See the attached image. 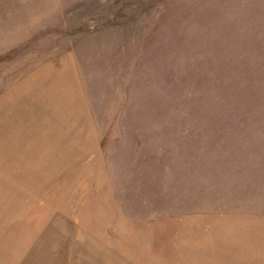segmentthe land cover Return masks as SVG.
<instances>
[{
    "label": "rangeland",
    "instance_id": "obj_1",
    "mask_svg": "<svg viewBox=\"0 0 264 264\" xmlns=\"http://www.w3.org/2000/svg\"><path fill=\"white\" fill-rule=\"evenodd\" d=\"M66 64L64 133L93 144L22 164L40 194L0 264H107L137 237L167 264H264V0H0V98Z\"/></svg>",
    "mask_w": 264,
    "mask_h": 264
},
{
    "label": "crops",
    "instance_id": "obj_2",
    "mask_svg": "<svg viewBox=\"0 0 264 264\" xmlns=\"http://www.w3.org/2000/svg\"><path fill=\"white\" fill-rule=\"evenodd\" d=\"M66 65H68V68L59 75L54 76L49 67L0 98V241L12 238L16 245L17 242L23 240L22 236L24 235L20 232L19 226H22L23 222L24 205L22 203L25 202L24 197L32 193L37 196L40 193L35 192L30 187L27 191H30L31 194L24 190V185H29V182L23 179L22 164L26 161L31 166V163L40 161L38 155L34 153L37 147H48L46 153L52 149V158H50L49 153L41 155V160L47 163H52L55 160V152L57 156L66 158L67 162H79L82 161L79 157L81 154L74 147L78 149L82 147V152L85 153L87 152V145L93 144L87 136L80 138L75 134L67 135L64 133V130L71 129V131H74L73 128H78L80 116L84 113L74 70L70 68V64ZM60 110H63V112H60ZM64 110L67 111L66 114ZM77 111H80L79 114L82 115L77 114ZM50 123H52V126L49 125ZM65 123L69 124L66 125ZM49 127L52 128L49 129ZM60 145H62L61 148ZM53 147H55L54 152ZM63 147H66L65 152ZM70 148L76 151H70ZM27 199L30 203L29 206L35 208L38 206L34 204H40V199L43 203L42 207L54 204L52 199L48 200L47 194L45 200L44 198L39 199V197L37 199ZM40 214L44 217L42 212ZM10 226L14 229L9 231L11 234H8L7 237L5 232L8 229L6 227ZM94 232L98 231L95 230ZM23 241H27V238ZM137 241H139L138 237L133 240L132 248L127 249V252L122 251L120 253L119 249L115 251L113 247L110 258L112 262L105 263L118 264L117 257L120 258L121 256L126 257V264H167L166 252H161L156 247L153 249L146 248L144 244V246H140ZM94 244H96V241ZM16 248H19V246L16 245ZM244 251L252 253L256 250L244 249ZM96 252L97 248L91 251L89 264H96L99 260L101 262L102 258L96 255ZM184 253L190 255L191 258L186 256L183 263L194 264L193 251H184ZM173 263L175 264V262Z\"/></svg>",
    "mask_w": 264,
    "mask_h": 264
}]
</instances>
